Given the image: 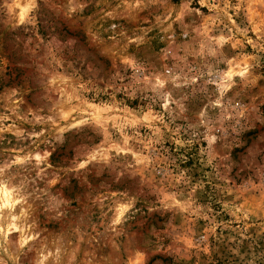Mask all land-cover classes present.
I'll list each match as a JSON object with an SVG mask.
<instances>
[{
	"label": "rangeland",
	"instance_id": "1",
	"mask_svg": "<svg viewBox=\"0 0 264 264\" xmlns=\"http://www.w3.org/2000/svg\"><path fill=\"white\" fill-rule=\"evenodd\" d=\"M26 4L27 0H0V37L3 38L0 43V72L8 78L7 83L0 81V94L4 93L5 87L10 89L18 81L29 103L37 93L39 102L38 105H32L31 113L26 112V106H21L19 112L27 115V119H17L7 96L0 95V115L8 117L2 122L5 131L0 132V146L10 147L9 142L15 144L21 134L31 131L33 124L29 121H32L33 115L38 113L46 119L55 117L52 109L60 103L64 112L73 110L72 115L67 117L68 121L72 117H91L90 123L98 129L97 143L108 149L109 156L116 157L119 165H124L125 160L133 163L132 152L149 157L161 153L173 159L174 167L186 170L187 183L181 182L180 187L187 192L195 189L193 200L188 202L187 211L166 210V218L171 225L166 230L174 235L162 237L163 243L153 250L154 253L166 255L169 264H245L249 260L253 264H264V168L246 167L241 173L242 178H237L232 165L220 163L218 167H214L224 151L232 148L242 150L241 138L256 127L264 125V97L260 95V88L253 85L244 101L245 105H253L256 118L241 119L235 131L229 128V145L214 153L212 164L207 163L209 153L201 152V147L207 148V142L203 139L199 144L193 141L184 148H179L174 143V134L178 128L180 139H190V133L185 129L193 108H203L221 95L222 104L228 108L235 91L233 89L221 93V89L229 82V78L224 75L228 72V60L238 63L239 60L250 57L249 62L256 65L254 75L260 83H264V12L249 8L242 0H190L187 7H184L185 0H170V8L167 4L143 11L125 12L120 8L111 17L104 16L103 4L93 2L83 9V19L76 21L73 27L81 41L106 62L114 61L115 55L123 51L125 45L129 52L136 53V44H128L121 35V30L127 29L130 24L139 25L142 29L141 48L159 41L152 65L157 72L169 69L170 75L179 77V88L169 83L162 90L171 91V99L183 104L184 114L178 117L180 109L177 104H169L168 107L172 110L170 115L162 107L163 99L156 97L150 89L137 91L133 96L127 95L123 89L105 90L94 80L88 83L86 76L79 78L86 86H81L76 80L68 83L58 80L55 84L48 85L23 72L13 77L11 57L6 55L7 41L18 35L25 37L22 41H16L18 58L35 66L36 58L41 57L39 63L48 71L60 73L61 76L65 74V69L71 72L68 59L57 47H46L49 40L42 30L25 23L28 17V13L24 11ZM166 14L171 19L163 24L158 23L156 16L163 17ZM177 15L181 17V21H177ZM111 24L121 25L122 29L113 32L109 28ZM226 24L228 27H225ZM245 25L248 27L246 37L237 31L238 27ZM26 27L29 31L24 32ZM222 33L230 34L232 39L227 42L219 40ZM63 43L65 42L61 41ZM221 80L225 84H220ZM216 85H220V88ZM14 99L19 100L20 94ZM220 111L210 107L207 115L215 120ZM12 124H15L14 128L9 127ZM35 127L39 130L41 125L36 124ZM219 127V123H213L209 135L218 136ZM204 131L203 127L199 129L200 133ZM149 141H152L155 153L144 147ZM260 142L264 144V138ZM246 155L250 160L256 158L264 163V153L257 156L255 151L250 150ZM134 176L141 180L148 177L149 173L137 167ZM152 176L159 181L160 176L155 173ZM73 183H76L75 179ZM94 187L97 191L93 193V198L104 194L105 185H93L90 182L85 184L89 192ZM78 191L81 195L72 199L69 219L73 220L77 215L84 216L86 223L81 231L86 228L91 233V236H86V240L95 237L90 244L85 243L77 248L81 264H89V257H92L91 264H121L118 256L100 254L112 249L114 240L125 237L106 233L107 218L101 214L99 207L87 200L83 194L84 189H80L79 185ZM144 191L151 196L147 186ZM104 203L107 204L108 201L105 200ZM141 215L147 219V210L137 212L138 217ZM201 239L203 243H199ZM129 264H144V257H136Z\"/></svg>",
	"mask_w": 264,
	"mask_h": 264
},
{
	"label": "clouds",
	"instance_id": "2",
	"mask_svg": "<svg viewBox=\"0 0 264 264\" xmlns=\"http://www.w3.org/2000/svg\"><path fill=\"white\" fill-rule=\"evenodd\" d=\"M93 2L105 5L102 11L106 17L113 16L120 8L128 12L143 11L161 4L171 7L170 0H27L24 11L28 13V17L25 23L38 26V30H42L49 40L46 47L55 45L68 59L71 72L65 69V74L61 76L60 73L48 71L39 63L41 57L36 58L35 66L25 59L18 58L16 41L25 39L23 35H18L7 41L6 55L11 57L12 76L23 72L48 85L55 84L58 80L64 83L76 80L81 86L86 85L79 78L86 76L88 83L94 80L105 90L123 89L127 95L133 96L137 91L150 89L156 97L163 99L162 107L170 115L172 110L168 106L170 103H176L180 109L177 116L182 117L183 104L171 99V91H162L169 83L179 88V77L170 75L169 69L157 72L153 68L152 61L156 57L159 41L152 46L145 45L141 48L142 29L139 25L130 24L127 29H122L118 24L109 26L113 32L122 29L121 35L127 43L137 46L136 53H131L125 45V49L115 55L114 61L102 60L96 51L89 49L81 41L73 24L83 19L81 12ZM188 2L190 0H185L184 7H187ZM242 3L264 12V0H242ZM168 19L171 17L167 14L163 17L156 16L160 24ZM176 19L181 21L179 15ZM23 31L27 32L29 29L26 27ZM237 31L246 37L248 27H238ZM231 39L230 34L222 33L219 36L221 41L227 42ZM61 41L65 43L61 44ZM2 42L3 38L0 37V43ZM248 42L251 43L250 40ZM250 59L248 57L238 63L227 61L229 68L224 75L229 78V82L221 89V93L235 90L228 103L231 111L222 104V95L203 108H193L190 122L185 129L190 133V139H180L178 128L174 134L175 145L184 148L193 141L199 144L203 139L207 142V148L201 147V152L209 153L210 159L207 163L212 164L214 153L229 145V128L235 131L241 119L256 118L253 105H245L244 101L253 85L260 88V95L264 97V83H260L254 75L256 65L250 63ZM7 80V76L0 72V81L7 83ZM220 84H225V81L221 80ZM216 87L219 89L220 85ZM61 92L63 94L62 89ZM18 93L20 99L16 100L14 97ZM0 95L7 96L17 119H27V115L19 112L21 106H26V112L31 113L32 105H38L39 102L37 93L29 103L18 81L10 89L5 87L4 93ZM210 107L221 110L215 120L207 115ZM52 111L55 117L47 119L38 113L33 115L32 121H29L33 124L31 131L21 134L15 144L9 142L10 147L0 146V264H81L77 248L85 243L90 244L95 237L86 240V236H91V233L87 232L86 228L81 231L86 223L84 216L77 215V218L69 219L72 199L81 195L78 185L80 189H84L83 194L87 200L93 206L99 207L101 214L107 218L105 232L125 237L114 240L113 248L100 255L118 256L121 264H129L136 257H144V264H169L166 255L154 253L153 250L162 245V237L174 235L166 230L171 227L166 218V210L187 211L188 202L193 200L195 189L187 192L180 187L181 182L187 183L186 170L174 167L173 159L161 153L149 157L132 152L134 162L128 163L125 160L124 165H119L116 157H110L108 149L97 143L98 129L90 123L91 117H72L68 121L67 117L72 115L73 110L64 112L60 103ZM7 119V116L0 115V132L5 131L2 122ZM213 123L220 125L217 128L218 136L209 135ZM36 124L41 125L39 130L35 127ZM9 127L14 128L15 124ZM201 127L205 129L203 133L199 132ZM261 138H264V125L256 127L241 138L242 150L232 148L224 151L214 167H218L220 163L232 165L237 178H242L241 173L246 167L264 168V163L259 159L250 160L246 155L250 150L255 151L257 156L264 153ZM144 147L156 152L152 141ZM127 151L131 152V149ZM119 155L118 152L117 157ZM201 163H204L203 160ZM137 167L147 171L149 176L137 180L134 176ZM152 173L160 176L159 181L155 180ZM73 179L76 180L75 184ZM86 182L105 185L104 194L95 195L93 198L97 189L94 187L89 192L85 188ZM145 186L151 196L145 193ZM105 200L108 201L107 204L104 203ZM144 209L147 210V219L143 215L137 216V212H143ZM203 242L202 239L199 241ZM91 260L92 257H89V264ZM245 264H253V261H246Z\"/></svg>",
	"mask_w": 264,
	"mask_h": 264
}]
</instances>
